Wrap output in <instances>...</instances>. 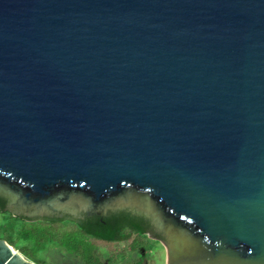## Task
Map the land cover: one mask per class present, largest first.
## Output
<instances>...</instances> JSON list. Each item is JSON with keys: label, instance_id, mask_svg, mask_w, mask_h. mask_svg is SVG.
I'll list each match as a JSON object with an SVG mask.
<instances>
[{"label": "water", "instance_id": "water-1", "mask_svg": "<svg viewBox=\"0 0 264 264\" xmlns=\"http://www.w3.org/2000/svg\"><path fill=\"white\" fill-rule=\"evenodd\" d=\"M0 191L140 210L166 264H264V0H0Z\"/></svg>", "mask_w": 264, "mask_h": 264}, {"label": "rangeland", "instance_id": "rangeland-1", "mask_svg": "<svg viewBox=\"0 0 264 264\" xmlns=\"http://www.w3.org/2000/svg\"><path fill=\"white\" fill-rule=\"evenodd\" d=\"M1 215L0 213V220ZM33 220L39 222L40 228L48 231L46 236L51 240V243L46 241L48 245L33 258L35 261L38 259L44 261V264H104V262L107 264H166V247L161 239L156 242L153 238L140 235L142 241L138 240V243H134L131 240L136 234L131 235L128 240L114 243L99 239L93 241L85 239L86 243L80 246L81 250L71 252L67 250L64 242L66 238L70 239L77 235L79 230L77 229L70 236H65L66 232L74 228L70 221L64 219L61 222L51 223L40 218L31 221ZM147 233L151 234V231L148 230ZM77 237L75 239H78ZM12 247L21 252L20 249Z\"/></svg>", "mask_w": 264, "mask_h": 264}, {"label": "trees", "instance_id": "trees-1", "mask_svg": "<svg viewBox=\"0 0 264 264\" xmlns=\"http://www.w3.org/2000/svg\"><path fill=\"white\" fill-rule=\"evenodd\" d=\"M5 199L0 196V238L5 239L10 245L20 249L21 253L27 258L34 260L35 255L44 249L51 240L46 236L48 231L45 228H40L38 223L29 221L23 216L14 215L8 211L5 206ZM44 221V220H41ZM50 221V220H46ZM54 223V221H50ZM79 222V232L73 238H66L64 242L68 251L77 252L81 250L82 244L86 236H91L104 241H120L128 240L132 234H136L132 238L133 242L142 241L140 235H145L143 228L134 222H122L121 217L115 216H94L89 218L88 222ZM41 225V224H40ZM73 232H66L65 236H70ZM79 236V237H77ZM78 239H75V238ZM149 238V237H148ZM75 239V240H74ZM137 245V244H136ZM149 249V248H148ZM147 251V250H146ZM35 261V260H34ZM37 264H44L42 260L35 261Z\"/></svg>", "mask_w": 264, "mask_h": 264}, {"label": "flooded vegetation", "instance_id": "flooded-vegetation-1", "mask_svg": "<svg viewBox=\"0 0 264 264\" xmlns=\"http://www.w3.org/2000/svg\"><path fill=\"white\" fill-rule=\"evenodd\" d=\"M0 196L3 198H6L4 204L6 208H8L10 205V199L8 195L0 191ZM112 215H113V218L115 216L121 217L122 222H125V223L134 222V223L139 224V226L143 228L144 230L143 232L146 235L148 234L147 233L148 230L151 231V234H148L147 236L150 238H153V240H155L156 242L162 236L161 233L156 230V224L154 223L151 216L143 213L140 210H135L129 206L107 208L103 212H100L97 214L94 213L91 215H86V213H84L83 211H76L75 213H69L67 211H46V210H37L34 208L25 209L19 213V216H23L29 221H31L32 219L40 218V219L50 220L54 222H57V221L61 222L62 220L66 219L72 223L71 225L74 226V228L68 232H74L77 229L79 230L80 225H79L78 220L83 221L85 223V222H88L89 218H93L94 216H112ZM85 238L86 240L87 239L92 240V241L96 240V238L91 237V236H86ZM121 241H124V240L112 241V242L114 243V242H121ZM131 241L133 242V240ZM104 264H107V263L104 262Z\"/></svg>", "mask_w": 264, "mask_h": 264}]
</instances>
